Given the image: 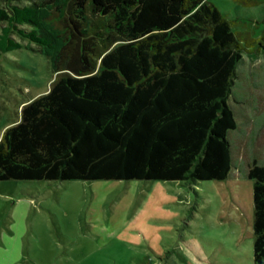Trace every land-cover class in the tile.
I'll use <instances>...</instances> for the list:
<instances>
[{
	"label": "trees",
	"instance_id": "obj_1",
	"mask_svg": "<svg viewBox=\"0 0 264 264\" xmlns=\"http://www.w3.org/2000/svg\"><path fill=\"white\" fill-rule=\"evenodd\" d=\"M234 2L264 10V0ZM5 3L0 53L55 50V78L3 129L0 181L229 177L237 127L229 98L243 55L264 48V18L254 37L247 20L235 30L209 0ZM245 175L253 261L264 264V164L253 160Z\"/></svg>",
	"mask_w": 264,
	"mask_h": 264
},
{
	"label": "rangeland",
	"instance_id": "obj_2",
	"mask_svg": "<svg viewBox=\"0 0 264 264\" xmlns=\"http://www.w3.org/2000/svg\"><path fill=\"white\" fill-rule=\"evenodd\" d=\"M209 1L235 30L245 29L240 18L262 36L261 5ZM33 49L0 53V137L55 78V50ZM229 104L237 127L228 134L233 166L225 180L0 181V264H255L245 170L253 160L264 164V48L243 55Z\"/></svg>",
	"mask_w": 264,
	"mask_h": 264
},
{
	"label": "crops",
	"instance_id": "obj_3",
	"mask_svg": "<svg viewBox=\"0 0 264 264\" xmlns=\"http://www.w3.org/2000/svg\"><path fill=\"white\" fill-rule=\"evenodd\" d=\"M233 166V165H232Z\"/></svg>",
	"mask_w": 264,
	"mask_h": 264
}]
</instances>
